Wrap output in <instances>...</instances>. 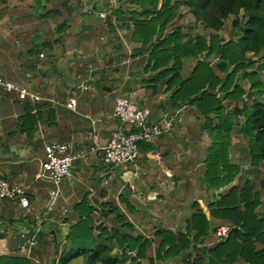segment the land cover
Instances as JSON below:
<instances>
[{
    "label": "crops",
    "instance_id": "1",
    "mask_svg": "<svg viewBox=\"0 0 264 264\" xmlns=\"http://www.w3.org/2000/svg\"><path fill=\"white\" fill-rule=\"evenodd\" d=\"M119 2L121 10L133 7L128 0H119ZM108 7V0H0V39L2 34L8 39L6 53L1 55L0 78L50 101L39 105L40 118L30 135L22 131L23 128L20 127L22 123L19 119L24 115L25 103L29 102L20 101L14 95L10 97V104L6 109H0V177L12 184L28 187L27 199L30 202L29 209H23L18 204L0 205V214L5 213V216H9L15 210L22 211L16 220L13 218L7 222L3 221L4 217L0 215V234L7 233L2 227L4 222L7 229L18 230V227L32 226L30 223H33L46 207L45 203L48 199L43 197L41 184H38L36 179L40 178L38 171L41 169L40 162L42 163L44 159V145L52 143L45 140L47 131L51 128L69 129L70 135L67 134L69 138L66 139L69 143H65L69 144L73 153L78 156L74 165L72 164L71 180L62 184L58 194L60 197L51 210L50 223L54 230L62 226L61 229L66 227L68 232L70 222L72 224L74 220V216L70 217L72 206L85 193H89L91 199L98 189L101 191L100 197H108L114 190L122 195V198L128 202V206L125 205L127 213L131 217L139 218L137 220L139 224L134 228L144 227L143 222L149 213L150 216L157 217L158 227L162 221L159 218L161 219L163 214L159 212L162 203L160 201H168L171 195L174 196L175 191L172 186L171 190L163 194L159 183L163 182L169 186L171 182L174 185L175 180L180 178L178 183L179 186L182 185L184 181L182 161H191V157L197 156L193 150L197 151L201 144L200 135H204L201 127L196 128L197 132L190 131L185 128L186 122L184 124L179 122L182 118L177 111L183 107L173 109L168 100L169 93L164 92L166 89L164 80L153 89L151 81L155 78V73L144 71L148 53L140 44L131 41V32L127 36L129 31L116 19V14L114 15L113 12L104 20L95 15ZM78 19L83 23L77 22ZM58 23L60 25L56 28ZM92 38L106 39V42L99 41L96 47L102 50L103 54L97 55H102V59L105 58L107 67L100 66L98 59L93 57L94 52L92 55L88 54L94 50V47L88 48ZM67 39H70L71 44L68 45L67 41H64ZM123 44L132 49L131 58L137 60L131 66H126L124 62L127 51ZM35 50H38V55L34 53ZM40 54L43 55L42 59ZM91 64L95 65L91 66ZM189 65L191 64L188 63L183 69V76L191 70L186 69L190 67ZM124 96L129 97L131 101L134 100L138 107L148 108L151 111L150 121L160 124L163 132L154 141L139 145L138 156L133 163L118 166L115 172L113 167L101 162L95 168L96 173L93 170L92 176L86 177L83 173L87 167L84 162L86 158H82L91 153V150L101 151L98 147L106 145L112 133L120 129H113L110 123L118 122L113 118V107L115 100ZM2 99L3 95L0 93V100ZM70 99L76 100L74 109L66 106ZM60 108L80 116L82 120L68 122L69 120L62 117L64 113L60 112ZM49 110L52 111L53 117L48 116ZM35 112L34 107L31 114ZM198 118L196 117L195 121ZM30 125L26 124L25 127L28 128ZM96 132L97 137L95 136L93 145L92 135L94 136ZM40 140L42 147L38 146ZM148 146L153 149L149 151ZM40 154L41 161L35 164L33 161ZM98 170L100 172L97 173ZM84 181L88 186L84 185ZM200 200L201 198L196 201L199 208ZM64 209L69 213L65 218H70L62 224L65 218L59 219L58 216ZM193 209L187 213L189 217L184 222L179 220L180 217L175 222L171 218L172 215L164 209V213L171 218L168 224H172L171 227L176 230L171 229L170 226L165 229L173 232L185 231L186 221L193 214ZM203 210L206 211L205 208ZM167 222L168 219L164 223ZM51 234L54 235L55 231H51ZM64 234L66 235L65 229ZM204 246L208 247L206 243L202 245ZM196 247L199 250L195 253L201 254V248ZM8 248L10 245L8 247L5 240L0 237V257L10 255ZM12 250L15 254L22 252L23 248ZM25 255L20 257L37 264V260L28 259ZM234 264L245 263L238 261Z\"/></svg>",
    "mask_w": 264,
    "mask_h": 264
},
{
    "label": "trees",
    "instance_id": "2",
    "mask_svg": "<svg viewBox=\"0 0 264 264\" xmlns=\"http://www.w3.org/2000/svg\"><path fill=\"white\" fill-rule=\"evenodd\" d=\"M128 1L133 7L117 9L114 15L123 27L130 28L131 24V41L140 44L148 53L144 71L155 73L151 81L153 89L164 80V92L169 93L168 100L173 109L194 107L204 119L202 131L210 145L203 162V178L206 190L215 200L206 204V211L193 203L195 212L186 221L185 231L156 229L150 239L134 235L133 224L111 203L91 200L89 193H85L72 206L70 217L74 216V220L65 235L70 248L62 252L57 264H73L71 262L77 259H82L85 264H126L128 260L135 264H141L142 260L156 264L176 258H179V264H234L238 261L264 264V208L259 209L261 204L264 205L260 197L261 191L264 193V175L259 182L260 192L250 180H245L239 189L237 182L238 178L241 179L242 169L229 158L234 117L240 114L244 122L239 119L238 124L241 135L248 140L250 168L253 172L264 170V80L259 75L264 73V0ZM180 5L187 9L195 22L209 31L208 38L197 35L185 40L180 27L168 31L179 17ZM230 16L235 18L232 27L237 29L238 36L236 34V39L224 42L217 33ZM248 54L262 55L263 62L256 64ZM211 56L218 58L214 67L208 61ZM189 62H194V66L183 76L182 71ZM238 73L247 78V90L235 83ZM246 95H253L256 101L250 109L225 113L223 102L238 104ZM34 107L36 112L31 114ZM39 108L25 103L24 115L19 117L20 127L28 135L40 118ZM48 116H52L51 110ZM26 124L31 125L27 128ZM146 143L140 142L138 147ZM152 149L148 146L149 151ZM103 163L110 166L104 159ZM119 199L128 206L122 195ZM97 214L110 220L112 228L95 227L94 215ZM214 220L229 225L228 232L217 244L202 247L220 226H213ZM153 243H157L154 256L147 257V250ZM196 246L202 251L193 256L192 248ZM0 264L32 262L23 257L1 256Z\"/></svg>",
    "mask_w": 264,
    "mask_h": 264
},
{
    "label": "rangeland",
    "instance_id": "3",
    "mask_svg": "<svg viewBox=\"0 0 264 264\" xmlns=\"http://www.w3.org/2000/svg\"><path fill=\"white\" fill-rule=\"evenodd\" d=\"M159 2H161V0H159ZM108 3H109V7L105 11H102V13H106V17L108 15L112 14L115 10L120 9L119 0H108ZM107 10H109V11H107ZM106 17H105V19H106ZM234 20H235V18L230 16L227 20H225L223 29H221L217 33L218 36L222 40H224V42H227L229 40H234L238 36L237 29H234L232 27V22ZM77 22H79L81 24L83 23V21L80 19H78ZM59 25H60V23L56 24V28ZM131 27L132 26L130 24V28H127V30L129 31V29H130V31H131ZM177 27H180L181 32H183V34H184L185 40H187L188 37H194L197 35L206 36V38L209 37V31L205 30L203 28L202 24L195 22V20L189 16V14L187 13V9L183 5L179 6V17L173 22V24L171 26H169L168 31H172ZM130 31L127 33V36H128V34H130ZM236 34H237V36H236ZM3 35L4 34H2V39H0V60L2 58L1 55L6 53V45L8 47V39ZM64 41H67L68 45L71 44L70 39H67ZM90 41L91 42L89 43L90 45L88 46V48L91 49L92 47H94V50L92 52H89L88 54L92 55V53L94 52L93 57H94V59H98V61L101 63L100 66L105 65L107 67V62H106L105 58L102 59V57H101L102 55L101 56L97 55L98 53H102V50L100 49V47H96L97 44L100 43L99 41L106 42V39L103 38V39H97V40L94 39L93 40V38H92ZM72 42L74 43V41H72ZM91 44H93V45L91 46ZM122 46L125 47L126 51H127L126 52L127 57H125L124 62L126 64V66H131V64L135 63L137 60L135 61V58H131V57H133V52L129 46H127L125 44H123ZM11 51H12V49H10V52ZM247 56H249L252 60H254L256 64H261L263 62V60L261 59L262 55L248 54ZM217 59H218L217 56L209 57L208 61L210 62L212 67H214L215 63L217 62ZM193 63H191V65H189L190 67H187L186 69L190 70L193 67ZM92 65H95V64H91V66ZM83 66H85V65H83ZM135 70L137 71V69H134V71ZM108 74H109V72H108ZM259 75L264 80V73H260ZM234 81H235V83H238L244 90H247L249 87V82H248L247 78L246 79L243 78V73H238L236 75ZM0 93L3 95V99L0 100V109L3 110V109H6V106L8 104H10V97L14 96V94L7 93L5 91H0ZM113 96H115V94H113ZM254 99L255 98L253 97V95H248V96L246 95L243 98V100L238 102V104L225 101L222 103V106L224 107V111L226 114L230 113L231 111H234V109H236L238 111V113H241L243 109H250L253 106V104L256 102ZM46 101L50 102L48 99H44V101L42 103H39L36 105H38V106L42 105ZM110 105H111V103L108 104V106H110ZM62 110H64V111H62ZM109 110L110 109L108 108L107 111H109ZM60 112L64 113V114H62V117L66 120H69L68 122H74L75 120H78V122H79L80 120H82L80 116L75 115L74 113H72L70 111H66L63 108H60ZM177 114H179L182 118V120L181 121L179 120V122L181 124H184L186 122L187 125L185 126V128H187L188 130L190 129V131L193 130V131L197 132L196 128H198V127H201V129L203 130L204 119L199 115V113L197 112V110L194 107H183L181 110L179 109L177 111ZM55 115H57V111H55ZM52 117H53V115H52ZM105 117H107V116H105ZM196 117H199L197 119V121H195ZM239 119L243 120V117L240 114L234 117L235 126H234V128L230 134V150H229L230 161L232 163L238 165L242 169L241 179L238 178L237 186L240 189L243 186V183L245 182V180H250L253 182L256 191L260 192L259 182L264 175V170L261 169L258 172H256V171L253 172L252 171L253 169L251 170V168H250L248 149H247V141L248 140L243 135H241L240 125L238 124ZM101 120H103V119H101ZM110 124L113 125L112 126L113 129H115V128L123 129L120 126V123H118L116 121H112V123H110ZM55 128L56 127L51 128L50 130L47 131L48 135H46L45 140L48 142H59V143L60 142L65 143L66 142V143H69V142H67L68 140H66L69 138V135H70L69 129H65V128L55 129ZM203 133H204V135H200L201 144H200V146H198L199 149L197 151L193 150V152L197 156L191 157V161L184 160V162H183L181 160L182 165H183V170H184V173H183L184 181L181 183L182 185L179 186V183H178L180 178H177L175 180L174 185L171 182H170L169 186L163 182L159 183V185H161L160 190H161V192H163V194H166L168 192V190H171L170 187H172V186L175 189L174 196L172 197V195H171V199H169L168 201L167 200L166 201H163V200L160 201V202H162V203H160V206H161L160 208L162 211L160 210L159 212H163V214L161 215V219L159 218V220H162V221H160L159 226L157 227V223H156L157 217L150 216L151 214L149 213V216H147V218H145L146 220H144V222H143V224L145 226L144 227L140 226L139 228H135L134 229V235H142L144 237L153 239V235H154L156 229L163 230L167 226H170L171 229H174L173 227H171L172 224H168L171 218L173 220H175V222H176L177 221L176 219L178 217H180L179 220L180 221L182 220V222H184L189 217V215L187 213L190 212L192 208H194L192 206L193 203H197L196 201H198L200 198H201V200H200L201 201L200 202L201 203V206H200L201 209L205 208V206L208 202L215 200V197L213 196V194L210 191L205 189L206 183L204 182V178H203V175L205 172L204 171L205 167H204L203 162L206 158L207 149L210 145V140L208 139L206 133L204 131H203ZM67 134H69V135H67ZM95 136L97 137V132L94 133V136L92 135V138H93L92 144L93 145H94V141L96 138ZM109 139H110V137H109ZM46 141H44V142H46ZM41 142L42 141L40 140L39 144H38V146L40 145V147H42ZM88 148L90 149V147H88ZM100 148L101 147H98L99 150H100ZM41 157H42L41 154H40V156L39 155L36 156V158L33 162H35V164H38L41 161ZM102 158H104L102 150L99 152H95V150L94 151L91 150V153H89L87 156L82 158V159H85L84 162L87 166L86 169L83 171V173L86 174V177L93 174V170H95V168H97V166L100 165L101 162H103ZM75 162H76V160L73 162V165ZM40 164H41V162H40ZM110 166L114 168L113 170L115 172L118 169V166H112V165H110ZM17 168L20 169L19 167H17ZM100 170H98L97 173L100 172ZM38 173L43 174L41 169L38 171ZM95 173H96V170H95ZM36 181H38L37 182L38 184H41V187L43 190V197H45V199H48L47 202L45 203L46 207L49 205V203L52 200L49 196V192L52 189L53 190L58 189L60 191L62 184L65 183V181L53 183L52 181H50L46 177L45 174L43 176H41L40 178L36 179ZM88 182H89V179H88ZM84 185H87L86 181H84ZM90 185H92V184H90ZM113 185H115V183ZM81 186L83 187V185H81ZM187 186H189V187H187ZM205 190H206V192H205ZM223 190L224 189L220 190L218 193L219 194L222 193ZM225 191H228V190L226 189ZM83 192L85 193L86 191H83ZM100 192L101 191H99V189H98L95 192V195L91 196V199L96 200L99 203H101V202L111 203L119 212H122L123 214H125L126 218L130 222H132L133 224L135 223L134 227L136 224H139L137 221L139 218L137 219L135 217H131V215H129L127 213L125 204L122 203L121 199H119L120 195L117 193V190H114L112 194H110L108 197H105V198L99 196ZM59 197L60 196H58L54 201H52L51 207H53V206L55 207ZM260 197H261V202L263 203L264 202L263 191H261ZM63 202L65 203V201H63ZM164 202H166V203H164ZM5 203L10 204V205H14L13 203H11V202L8 203L7 201L1 202V204H4V205H5ZM263 208H264V205L261 204V207L259 209H263ZM164 209H166L172 215L171 218H169V215H167V213H164ZM43 211H44V209H43ZM193 211L195 212V208L193 209ZM21 212L22 211H20V210H15L12 213H10L9 216H5V213H2L0 215L2 217H4L3 221L7 222V221H9V219L12 220L13 218H14L13 220H16V217H18L21 214ZM51 212L52 211H49V214L47 216L46 221L42 223L40 230H38V232L31 231V236L34 237L35 242L38 241L37 244L32 248H28L27 243H26V238H21L19 236L20 231L21 232L27 231L26 229H29V227L26 228V226H23L24 229L22 227H18V230L16 228L7 229L6 222H4V224H2V227H4L3 228L4 231L7 232L6 234H4V237L2 239L5 240V243L8 245V247L10 245V248H8L10 251V255L8 257H10V256L20 257V256H24L26 253H28L29 256H31V257L37 256V264H57V262L60 260V258L62 256V252L68 250L70 248V246H69V243L65 240L64 229H65L66 234H67L66 227L64 229H61L62 226L56 227V230H54V228L51 226V223H50V222H52V218L50 217ZM66 216H69L68 212L65 214L60 213L58 217H59V219H60V217H62V219H63ZM112 216L113 215H111L110 218H113ZM37 217L40 218L41 213H39V215ZM166 219H168V222L164 223ZM94 220H95V225H94L95 227L102 225V226L106 227L107 229L112 228L111 221L105 220L102 217H98V214L94 215ZM62 222H61L62 224H65L66 218ZM14 223L17 224L16 221H14ZM217 223L220 224V226H227V227L229 226L224 222H220V221L216 222L215 220L212 221L213 226L218 225ZM136 226H138V225H136ZM220 226H218L217 229H219ZM167 230H169V229H167ZM174 230H176V229H174ZM51 231H55V234L52 235ZM170 231H172V230H170ZM174 232H176V231H174ZM95 234L97 235V233H95ZM215 235H216V233L214 235L212 234L211 237H209L206 240L205 243L207 244L208 247L215 245L220 241ZM31 236H29V237H31ZM27 237H28V235H27ZM156 246H157V243H153V246L147 250V257H153L154 256V253H155L154 250H155ZM13 248H23V250H22V252H17L14 254V251L12 250ZM258 248H262V246H258ZM197 250H199V248H197V247L192 248V252H194L192 255H196L197 253H195V252ZM177 259L179 260V258H177ZM178 260H174V259L163 260L162 262H157L156 264H179ZM71 263H73V264H85L82 261V259L74 260ZM140 263L141 264H148L147 260H142V261H140ZM32 264H36V263H32ZM126 264H135V263L128 260L126 262Z\"/></svg>",
    "mask_w": 264,
    "mask_h": 264
},
{
    "label": "built area",
    "instance_id": "4",
    "mask_svg": "<svg viewBox=\"0 0 264 264\" xmlns=\"http://www.w3.org/2000/svg\"><path fill=\"white\" fill-rule=\"evenodd\" d=\"M95 15L104 20L106 13L98 12ZM43 55L40 54V58ZM0 89L14 94L18 100L29 102L32 105L42 103L44 99L33 92L28 91L26 88L16 85L13 82L0 78ZM70 109H74L76 106V100L70 99L66 105ZM113 118L117 120L121 126L126 129H118L113 132L106 145L100 148L103 151L104 162L107 165L112 166H125L133 163L138 156V143L140 142H152L161 136L163 129L160 124H156L150 121L151 111L146 107H138L136 103L130 100L129 97H119L115 100L113 107ZM136 129L137 131H131ZM77 155L73 153L72 148L66 143H48L44 145V159L41 163V171L38 177L43 176L57 183L60 181L68 182L72 177V164L77 159ZM28 187L12 184L9 181L0 177V204L3 201L18 204L23 209L30 208V202L27 199ZM59 194V190L50 191L49 195L52 199L49 205L42 211L41 217H36L32 226L27 231L19 233L21 238H26L28 248L34 247V237L31 236V231L38 232L43 222L46 221L51 207L52 201H54ZM68 210L64 209L63 214ZM27 222V221H26ZM228 232L227 226H220L217 229L216 237L218 239L225 237ZM28 235V237H27ZM31 236V237H29ZM26 258L37 260V256H29L26 253Z\"/></svg>",
    "mask_w": 264,
    "mask_h": 264
},
{
    "label": "water",
    "instance_id": "5",
    "mask_svg": "<svg viewBox=\"0 0 264 264\" xmlns=\"http://www.w3.org/2000/svg\"><path fill=\"white\" fill-rule=\"evenodd\" d=\"M243 122H244V119H243ZM0 237L3 238L4 237V234H0Z\"/></svg>",
    "mask_w": 264,
    "mask_h": 264
}]
</instances>
